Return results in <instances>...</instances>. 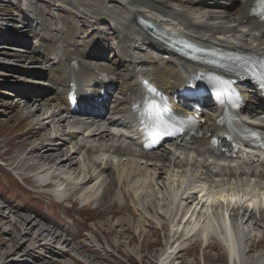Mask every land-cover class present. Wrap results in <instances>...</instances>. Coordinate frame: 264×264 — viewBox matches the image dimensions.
Segmentation results:
<instances>
[{"label": "bare ground", "instance_id": "6f19581e", "mask_svg": "<svg viewBox=\"0 0 264 264\" xmlns=\"http://www.w3.org/2000/svg\"><path fill=\"white\" fill-rule=\"evenodd\" d=\"M85 2L89 3L88 6L91 5L93 9H87V4L83 3V0H25V3L18 5V10H15L16 1L0 0V29H3L4 25L11 24V19L16 15L18 27L14 29L15 31L12 28V31H5L20 34L19 39L13 38V43H9V40L0 43V54L4 56V59L6 58L2 64L16 69V64L19 63L17 65L23 68H18L17 75L13 77L26 78V86L36 74L35 71L43 66L45 68L39 74L46 77V79L37 80L38 85L46 87L41 92L34 86L22 89L15 86L9 88L12 90L11 96L15 93L14 97L18 96L24 100V103H18L17 106L20 108L26 106L25 114L30 117L31 129L35 132L29 149L6 163V166L10 170L26 174L22 176V181L35 185L36 181L28 173L37 172L42 168L55 170V181L58 182L62 179L63 168L72 170L73 163L78 164L81 178L74 180L82 182L81 190L85 194L90 193L91 196L97 190L100 191L97 198L92 197L88 203L82 204L80 211L90 210V204L96 202L97 205L94 207L99 213L100 209L106 210L105 198L110 199L109 203L116 201V207L122 209L125 205L122 204V200L127 201V197H133L136 193L134 190L132 195L130 192L122 191V185L128 182L118 181L116 167L126 162V165L129 163L138 171L141 170L142 164L145 168L153 167L152 170L156 175L157 170L166 171L160 172L166 175L163 178L171 179L172 182L181 181V183L178 182L180 188L170 194L172 200L168 208L169 213L166 214L171 221L169 226H171L173 238L176 235L188 238L202 230V237L208 241L210 230H221L223 225L229 231V220L226 218L229 212L232 226L237 230L239 238L232 241L224 232L221 235L216 233V236L222 245L234 246L230 263L244 264L243 254L240 251L244 250L245 246L248 247L251 240H255L256 242L253 241L251 246L260 251L250 253L254 256L247 255V264H264V246H259L258 243L263 239V235L255 231L262 229L264 232V160L244 169L240 166L241 161L236 157L232 159L235 161L233 165L224 162L225 165L222 166V163L217 160L219 150L211 148L210 138H200L189 146L178 145L173 151L164 148L161 151L144 153L129 140L130 138L122 135L118 138L119 141L125 138L135 146L123 143L113 144L112 134L106 127L116 124L125 127V124L129 123L128 113L134 101L142 96L140 89L143 80L154 82L168 95L172 104H179L178 108L190 110L194 107L191 102L179 97L188 83L203 75L204 67L174 57L157 43L155 37L144 34L136 21L138 15L145 16V13L151 14V10H157L183 25L195 36L194 39L197 42L234 46L235 49L247 47L262 51L264 50V23H259L250 16L255 0H85ZM46 7H51V10H46ZM42 10L49 14H44ZM60 11L72 15L71 18L66 16L71 23L66 20V17H61ZM18 13L23 15V20L19 18ZM82 22H86V25ZM155 23L158 24L156 21ZM30 36L36 42L33 46L30 45ZM13 54L19 56L13 57ZM72 61H76L78 69L71 65ZM5 69H0V76L7 77ZM100 76L111 77V82L103 83L100 81ZM73 83H76L80 93V111L73 108L71 104L70 94ZM25 88L27 91L34 89L39 92L27 93L23 90ZM105 93L106 99L99 102V98L104 97ZM245 97L247 108L242 116L251 117L253 120H264L261 92L251 86L247 88ZM34 104L40 108L32 107ZM196 104L199 105V102ZM215 114L216 112L212 111L204 114L206 123L203 124V131L205 135L210 133L211 137L221 139L223 134L213 128ZM57 118L60 124L78 126V129L88 132V136L84 137L81 132L70 134L65 131L67 129L65 126L57 129L53 127V133L47 135L45 131L48 124ZM34 125L39 130L36 131ZM80 139L83 140L81 144H78ZM68 140L71 143L70 150L64 148V143ZM39 146L40 152H38ZM57 153H60L59 155L63 158L57 156ZM78 155L82 157V164L80 161H74ZM36 157L37 159H34ZM106 157H112L115 160L102 159ZM252 158L245 159L244 162L252 161ZM33 159L34 162H31ZM236 165H238L237 168L232 167ZM156 175L150 174L145 179L150 178V182L157 183L162 177ZM101 176L106 177V180L102 182L99 179ZM64 177L71 181L66 174ZM95 181L99 183L97 189L92 186ZM248 186L250 188H247ZM260 188H263V191H260ZM196 190L202 191L201 194L195 195ZM226 191L232 192L225 193ZM250 193L255 194L253 198ZM208 198L218 201L217 204L209 207L205 203ZM261 200L263 205L258 207ZM52 202L54 205H60L55 200ZM70 202L72 208L80 205V201L75 198ZM0 207V220L6 224H12V230L2 229L3 226L0 225V249H2L1 246H6L5 237L10 236L13 243L12 249L8 248L9 251L5 253L0 252L2 259L20 254V249L24 246L20 239L34 238L33 232L37 227L40 231L36 235V241L42 242L43 235L44 238L45 235L50 237L49 243L42 242V244L46 250H52L53 243L58 240L60 243L58 249L66 252L65 255H68L67 247L62 244L67 242L72 244L81 234V232L73 233L66 225L58 226L45 216L37 218L21 216V227L13 218L18 214V210L8 205L5 208ZM145 207L150 209L149 205ZM187 213H190V216L183 219ZM96 224L94 223V226ZM15 229L19 231L17 236L11 235ZM202 237L197 238L203 240ZM175 242L176 240L174 243L170 240L167 243L174 246L179 244L174 249L173 255L180 246V241ZM82 244L80 242V245L74 246L76 251L85 249L86 246ZM206 244H209L207 247L212 245L205 242ZM249 250L250 248H247L246 253ZM167 253L168 247L159 259L161 264H164L166 260L163 259L166 257L169 262L171 256ZM22 254L23 260L27 261L32 252L28 250ZM176 259L178 258H175L173 264ZM0 262L8 264L6 261L0 260Z\"/></svg>", "mask_w": 264, "mask_h": 264}, {"label": "rangeland", "instance_id": "374dc122", "mask_svg": "<svg viewBox=\"0 0 264 264\" xmlns=\"http://www.w3.org/2000/svg\"><path fill=\"white\" fill-rule=\"evenodd\" d=\"M14 1H16V5L14 6L15 10H18V5H23L25 2V0L22 2H19V0ZM83 3L87 4V9H93L91 5L88 6L89 3L85 2V0H83ZM4 8L6 9L5 6ZM46 9L48 10V7H46ZM42 12L44 14H49V12L44 10H42ZM66 16L70 18L72 17V15L67 13H65V15L63 13L61 14L62 18H65ZM22 17L23 15H19L20 19H22ZM68 17H66V20L71 23ZM82 24L86 25V22H82ZM17 27L15 15L11 19V24L4 25L3 30L10 31L12 28L13 31H15L14 29ZM18 34L19 33L10 32L6 34L4 38H0V43H4L6 40H9V43H13L14 39H19L16 37L13 39V36ZM29 40L31 46L36 44L33 37L30 36ZM12 56L18 57L19 55L13 54ZM5 60L6 58L4 59V56L0 54V69L2 70L6 68L5 73L8 74L6 75L7 77H4L3 75L0 76V197L4 200L6 207L8 205L9 207H14L15 210H18V214L13 216V218H15V221H18L19 226H21V216H31L33 218L45 216L48 220L53 221L58 226L60 224H62L63 227L66 225L73 233L81 232V234L72 244H70V242H67L64 245L62 244V246L67 247L66 250L68 251V255H65L64 253L66 252L58 249V247H60L58 240L53 243L52 250H46L43 248L44 245L42 242L49 243L50 237L45 235L44 238L43 235L42 242L36 241V235L40 231V228L37 227L33 232L34 238L28 237V239H20L21 244H24V246L20 249V254L7 259H2L0 256L1 261H6L8 264H161L159 259L162 256V252H164L166 247H168L167 254H169L171 258L169 262L167 257L163 259L166 260L164 261V264H173L176 257L178 259H176L175 264H227L228 255L226 256V253L228 254V252L226 251L225 246L222 245V242L217 238H211V240L208 237V241H206L202 235H200L203 238L202 240L197 238L199 233H196L194 236L190 235L188 238H181V235H176L175 238L172 237L173 234L171 226H169L171 221L166 214L169 213L168 208L170 207V200H172V196L170 194L180 188V184H178V182L181 183V181L172 182L171 179L166 180V178H163L166 175L161 174L166 171L157 170L156 175L155 171L152 170L153 167L151 169L148 167L145 168L143 164L141 166V170L138 171L131 167L129 163L126 165V162H124L123 165L116 167L118 181L122 182V180H126L129 183L122 185V191L130 192V194L133 192L132 190H134V193L136 191L133 197H127V201L122 200V204H125L122 209L116 207V201L109 203L110 199L108 197L104 199L106 202V210L102 211V209H100V213L98 210H95L94 204H90V210L87 211H80V205L72 208L70 203L54 205L52 204L53 202L50 189H43V195L41 198L37 197L33 193L36 192L35 189L30 187L27 183L22 182L18 174L11 171L6 166V163L9 161L11 162L13 159L17 158L20 153L29 149L33 141V133L35 132V130L33 131V129H31L32 125H30V117H27L25 114L27 110L26 106H22V109L17 106L18 103H24V100L18 96L14 97V95H16L15 93L11 96L12 90L9 88L15 86L16 88L19 87L22 89L23 87L34 86L40 92L44 91V88L46 87L38 85L37 80L45 78L39 74L40 71L42 72L44 70L45 66L35 71L36 74H34V77L28 81V86H26V78L13 77L17 75L16 72H18V68L22 69L23 67H20L17 65L19 63H17L16 69L10 68L2 64ZM24 66L27 67V65ZM23 90L27 93L39 92L34 89L27 91L25 88ZM32 107L37 109L40 108L37 104H34ZM41 113L42 112H40V114ZM57 121L58 118L48 124L49 126L45 131L47 135L53 133V127L57 129L65 126ZM34 128L36 131L39 130L35 125ZM80 132L82 135L88 136L87 132H84L83 130ZM121 142L128 144V142L124 140ZM64 144L65 149H71V144ZM40 148L41 147L39 146L38 152H40ZM45 151L46 149L44 152ZM59 154L60 153H57V156L63 158V156H60ZM36 155L37 154H35V156ZM34 159H37V157ZM34 159L31 162H34ZM102 159L115 160V158L112 157ZM117 160L119 163L118 158ZM74 161H80V164H82V157L78 155ZM240 166L244 169L249 167L245 164ZM73 167L74 169L72 170L63 168L61 172L66 174V176L70 179L81 178L78 164L73 163ZM81 167L84 168L82 165ZM146 169L148 175L146 174ZM150 174H154L156 176L161 175L162 178L158 179L159 182L157 181L158 186L155 181L150 182V178L148 180L145 179L150 176ZM99 179L103 182V180H106V177L101 176ZM162 181H164V183ZM165 182L169 183L166 184ZM98 185L99 183H96L95 181L92 186H94V189H97ZM170 186H172V188ZM247 188L250 187L248 186ZM99 192L100 191L97 190L93 198H97ZM147 205L150 206V209L145 207ZM5 212L6 211H4V213ZM1 215L5 216L7 214ZM94 223H97L96 226H94ZM174 223L176 224L178 222ZM181 224H184L183 221ZM0 225L3 226L2 229L12 230V224L10 223L6 224V222L0 220ZM255 231L258 234L263 235V241L261 240V242H257L259 243V246H264L263 230L257 229ZM13 232L14 233L11 235L14 236H17L19 233L16 229ZM68 238H70V236H68ZM169 239L173 243L175 240V243L180 241V246L178 247L175 255H173L175 252L174 249L179 244L175 246L174 244L167 245L168 241H170ZM5 240L6 246H1V253H5L6 251H9V249L13 248L10 236L5 237ZM248 241L250 242V240ZM251 241L252 242L249 243L248 247L245 246L244 250L240 251V253L243 254L242 262L244 264H247L246 256H254V254L251 255L250 253L257 251L256 248L251 246L255 240ZM80 242L86 247H84V250L79 249L76 251L74 246L76 244L80 245ZM205 242L211 243L212 245L210 247H205ZM47 247H50V245H47ZM247 248H250V250L246 253ZM28 250L32 252V256L30 255V257H28L29 259L27 258V261H25L23 260L22 253L27 252ZM230 258L231 255L228 260H230ZM1 263L2 262H0V264Z\"/></svg>", "mask_w": 264, "mask_h": 264}, {"label": "snow or ice", "instance_id": "6c2138e0", "mask_svg": "<svg viewBox=\"0 0 264 264\" xmlns=\"http://www.w3.org/2000/svg\"><path fill=\"white\" fill-rule=\"evenodd\" d=\"M257 10H259V12H261V13H264V0H258ZM149 91H152V90L149 89ZM238 99H239V97H237V100Z\"/></svg>", "mask_w": 264, "mask_h": 264}]
</instances>
